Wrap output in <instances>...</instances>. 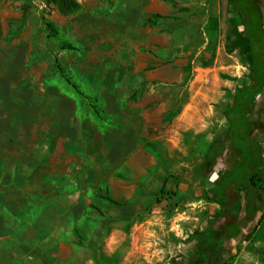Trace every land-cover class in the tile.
Wrapping results in <instances>:
<instances>
[{
  "label": "rangeland",
  "instance_id": "374dc122",
  "mask_svg": "<svg viewBox=\"0 0 264 264\" xmlns=\"http://www.w3.org/2000/svg\"><path fill=\"white\" fill-rule=\"evenodd\" d=\"M255 1L264 22V0ZM180 4L175 18L191 19L190 34L180 27L170 54L163 42L159 80L139 76L137 88L124 94L81 95L79 103L95 110L96 135L89 143L87 137L73 142V165L56 168V156L38 147L18 158L28 164H18L15 152L11 156V134L39 129L11 127V110H0V264H11V229L41 236L32 237V245L42 248L57 233L59 219L65 246L79 250L76 258L90 255V264H181L194 245L189 235L220 212L208 191L216 186L218 171L233 164L238 153L226 142L214 166L204 154L213 139L224 135L223 110L249 79L247 57L235 43V31L242 26L229 0H202L196 9ZM99 70L93 72L96 77ZM65 102H70L67 95ZM262 111L250 118L257 125L252 135L264 150ZM29 114L40 115L38 110ZM67 146L56 152L70 154ZM24 164L32 173L11 176V166ZM43 170L58 173L48 174L46 186L40 185ZM19 179L28 184L15 185ZM261 198L262 222H240V235L222 256L226 264H264V190ZM69 253L64 258L71 259ZM26 257L32 264L45 259Z\"/></svg>",
  "mask_w": 264,
  "mask_h": 264
},
{
  "label": "crops",
  "instance_id": "0c3cea01",
  "mask_svg": "<svg viewBox=\"0 0 264 264\" xmlns=\"http://www.w3.org/2000/svg\"><path fill=\"white\" fill-rule=\"evenodd\" d=\"M67 2L0 0V110H11V127L39 129L11 134V156L15 152L18 164L26 163L18 159L25 158L26 149L38 147L56 156V168L73 165V151L77 150L73 142L87 137L89 143V137L92 142L96 135L95 110L89 103H79L81 95L124 94L137 88L139 76L141 80H159L163 42L170 54L177 30L182 27L184 34H190L191 19L175 18L180 3L191 9L202 7V0ZM96 67L101 73L97 77L93 74ZM66 95L70 102H65ZM263 102L264 92L255 97L252 113L261 115ZM34 110L39 111V117L29 114ZM85 110L88 115L83 114ZM65 143L70 154L62 156L56 150ZM57 172L40 171L45 175L40 185H48V174ZM30 173L32 169L25 164L11 166V176ZM57 223V233L48 237L42 248L32 245V239L41 236L11 229V264H32L26 257L32 254L45 256L42 264H65V260L68 264H90V255L76 258L79 250L73 244L70 249L65 246L60 238L64 221ZM67 252L71 259L64 258Z\"/></svg>",
  "mask_w": 264,
  "mask_h": 264
},
{
  "label": "trees",
  "instance_id": "16d2710c",
  "mask_svg": "<svg viewBox=\"0 0 264 264\" xmlns=\"http://www.w3.org/2000/svg\"><path fill=\"white\" fill-rule=\"evenodd\" d=\"M66 2L60 0V3ZM229 2L240 17L242 30L235 31V43L247 57L249 79L236 89L223 110L228 127L223 136L209 143L204 160L214 166L224 152L226 142L238 153V158L218 171L216 186L208 193L220 205V212L203 229L189 235L194 245L181 264H226L222 256L228 250L229 242L240 235V222L255 221L259 225L263 218L264 150L261 142L252 135L257 125L250 118L255 97L264 92L263 15L255 0ZM184 70H188V66ZM228 216L231 220L226 219ZM252 235L253 230L247 239Z\"/></svg>",
  "mask_w": 264,
  "mask_h": 264
}]
</instances>
